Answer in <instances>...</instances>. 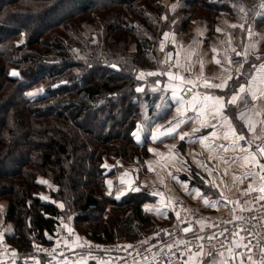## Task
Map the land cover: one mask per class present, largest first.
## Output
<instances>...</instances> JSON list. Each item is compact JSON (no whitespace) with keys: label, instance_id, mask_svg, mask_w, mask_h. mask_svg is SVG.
Wrapping results in <instances>:
<instances>
[{"label":"trees","instance_id":"trees-1","mask_svg":"<svg viewBox=\"0 0 264 264\" xmlns=\"http://www.w3.org/2000/svg\"><path fill=\"white\" fill-rule=\"evenodd\" d=\"M114 2L131 8L145 24L147 13L155 11L157 4L155 0ZM188 2L195 10L185 29L199 8L210 14L212 22L227 12L247 23L260 5V0ZM96 5V0H0V204L7 239L20 250L45 242L66 218L91 239L115 240L111 222L118 220V214L101 207L99 195L109 176L105 163L110 159L124 168L140 166L147 154L134 136L139 116L135 87L141 83L134 78L137 68L88 67L70 61L66 44L55 30L68 19L92 12ZM122 17L126 22L135 20ZM162 37L136 38L141 48L133 55L138 68L164 66V54L158 52ZM13 70L19 75H12ZM42 81L48 86L45 90L57 87L29 97L27 93ZM99 118L105 125L101 133L96 131ZM42 175L53 182L49 198L39 194ZM198 188L217 199L228 198L226 191L221 194L204 184ZM153 198L143 187L106 202L125 209L122 225L134 235L135 225L140 228L148 221L143 205L154 202ZM173 218L170 214L167 223Z\"/></svg>","mask_w":264,"mask_h":264},{"label":"crops","instance_id":"crops-1","mask_svg":"<svg viewBox=\"0 0 264 264\" xmlns=\"http://www.w3.org/2000/svg\"><path fill=\"white\" fill-rule=\"evenodd\" d=\"M262 5L264 0H260L259 9L247 23L241 22L227 12H221L212 22L206 10L197 11L187 29L168 34L167 37L163 36L166 41L165 46H171V49H168L161 58L165 63L164 66H148L143 70L145 76L142 79L144 91L141 97V128L139 136L135 133L136 130L134 136L136 139L139 137L141 147L147 149L144 162L139 166L142 175L140 184L146 187L150 195L154 197V202L151 203L154 207L151 208L157 220L166 218L167 212L173 215L171 201L179 196H185L201 209H212L222 202L238 201L241 197L240 183L244 180L246 173L255 174V184L258 189L264 185V180L260 179V176L264 175V170L255 163L246 165L242 159L232 162L233 157L243 155L238 149L233 150L229 147L227 152L219 151L218 148L210 150L200 143L199 138L210 134L212 129L204 127L193 132L192 129L199 125L198 122H194L196 114L191 109L184 117L185 123L181 124L175 133L167 134L166 130L180 119L176 111L180 105L177 103L178 97L172 95V90L164 87L170 82L166 73L172 71L176 75L183 76L185 80L197 82L198 86L192 85V94L224 96L226 104L239 90L240 84H245L247 88L248 81L261 73V65H264V7ZM253 44L255 48L251 47ZM213 49L216 51L214 52ZM245 51L248 53L247 56L243 55ZM237 57L245 60L240 72L235 73L232 59ZM217 59L222 63L217 64ZM229 59L231 64L227 62ZM177 64L179 67H174ZM149 72L158 74L150 76L147 75ZM186 72H192L195 75L194 78H187ZM159 73H165V75H159ZM229 76L231 79H228L227 85L223 88L207 87L203 84L205 79L213 84L222 83ZM156 80H160L161 83L154 90L153 85ZM175 83L179 85V81ZM257 97V100L253 101L251 94L246 91L241 94L237 104H227L224 115L231 119L237 134L251 143L250 151L256 154L260 163H264V157L258 152V148L264 146V96H260L258 92ZM185 98L191 99V96ZM257 112L260 114L256 115ZM241 113H244L243 118ZM247 117H251L253 121L254 126L251 129L248 126ZM216 131L222 132V126H218ZM153 132L156 133L155 139H153ZM182 133H187L183 140L180 139ZM208 143L219 145L229 144V141H224L222 138L214 140L209 136ZM238 145L242 147L240 141ZM202 165H206L212 174L209 175V171ZM131 167L135 165L127 166L128 169ZM199 184L214 187L221 194L226 191L228 198L224 196L223 200L217 199L210 193L200 190ZM162 192L164 196H157ZM205 199L209 203L206 204ZM227 199L230 200L226 201ZM146 205H143V209ZM164 207L168 211L165 212ZM144 212L146 214L145 209ZM224 258L226 257H221L219 254L209 256L205 252L199 258L190 255V259L196 264L201 262L210 264L213 260L219 264V261ZM229 264H240V256L237 255L236 259Z\"/></svg>","mask_w":264,"mask_h":264},{"label":"built area","instance_id":"built-area-1","mask_svg":"<svg viewBox=\"0 0 264 264\" xmlns=\"http://www.w3.org/2000/svg\"><path fill=\"white\" fill-rule=\"evenodd\" d=\"M244 59H234L233 67L240 72ZM187 78H194L192 72H186ZM192 87L186 85L185 88ZM193 88V87H192ZM189 98L192 93L182 92ZM248 140H240V145L248 147ZM252 173V172H250ZM254 175H245L240 183L241 197L238 201L222 202L212 209H201L191 203L185 196L178 197L171 205L174 220L159 231L137 241H97L86 239V234L71 229L69 234L62 230L57 242L44 243L36 241L25 251L20 250L6 238L0 239V264H187L190 255L201 251V241L197 236L204 237L203 252L212 254L224 253L228 257V248L241 253L245 250L238 244H248L259 254L264 248V193L258 191ZM251 184L252 188L249 189ZM203 221V226L201 225ZM216 227H212V225ZM191 225L189 232L183 229ZM227 229L224 235L220 233ZM234 233L238 235L234 236ZM252 233V235H249ZM77 236L75 242L70 237ZM215 236L209 243L208 237ZM188 241L190 249L180 241ZM221 244L224 247H221ZM166 245H173L169 250ZM15 252V255L13 254ZM183 254V255H181ZM232 261V260H230ZM229 261V262H230Z\"/></svg>","mask_w":264,"mask_h":264},{"label":"rangeland","instance_id":"rangeland-1","mask_svg":"<svg viewBox=\"0 0 264 264\" xmlns=\"http://www.w3.org/2000/svg\"><path fill=\"white\" fill-rule=\"evenodd\" d=\"M96 1L97 5L92 10V12L68 19L66 25L60 26L55 30L66 44V51H69L68 56L70 55V61L85 63L88 67L98 65L100 67L108 68L110 66L112 67V65H117V67H115L116 69L124 70L125 67L123 66L126 64L130 68V70L132 67H135V69L137 68V72L135 71L136 74L134 78L141 83H138L135 88H137L138 86H143L144 81L142 82L141 79H138V75L141 70H145V68H138V58L133 57V55L137 54V52L141 49L138 46V43L135 41L136 38L141 39L143 37L151 36V34L153 36H161V34L162 36H164L165 33H179L182 29H185V22L189 19V16L192 13L191 11L195 10L194 5H191L190 2H188L189 0H155L159 6L154 3L156 4V7H153L155 11H153L152 13H147L149 23L145 24L137 19V17L135 18L132 9L125 6L124 4L116 3L114 2L115 0ZM200 10L205 9L199 8L197 11ZM122 16L129 19L134 17L135 20H128L126 22ZM149 26L154 27L149 29ZM148 30H150V32ZM20 41H23V38H21ZM160 41L161 44L160 46L158 45V52L165 55L166 51L168 49H171V46H165L166 41L163 39V37L160 39ZM234 59L237 60L244 58H233V63ZM151 66L156 67L160 65L153 64ZM45 82H47V80ZM45 82H37V84L35 85V89L27 93L28 96H42L48 94V91L56 89L57 85H54L45 90V86H47ZM137 93L138 111L136 115L139 116L135 128V133L138 135L141 128L140 97L142 95V92ZM100 116L103 119V114ZM102 119L99 118L98 120V125L96 128L97 133H101V131H103V129L105 128ZM118 166H121L122 168H118ZM105 169L106 173L109 174V176H107L106 181H104L106 184L105 187L100 190V194L99 192L98 194L103 201L101 207H103L104 209L106 208L111 212L114 211L118 214V220L111 222V224H114V226H112L113 229L116 228V230H114L115 240L113 241H137L139 240L138 238H146L168 224L167 218L169 217V213L167 212V217L163 220H157L154 216L153 209L151 208L154 206H151L150 203L147 204V207L145 206L144 208L146 211V216L148 217V221L141 225L140 228L139 224H134V231L137 229L136 233L134 235H129L127 227L122 225L121 222V217H123L125 209L118 208L112 203L107 205L108 202L106 201L122 199L124 195L133 193L135 191H140L143 188L140 184L142 176L139 169V163H137L135 167H131L130 169H128L127 167L124 168L122 164H115L113 163V160L108 159V161L105 163ZM111 172L112 175H110ZM41 180L47 181V183H42V188L39 190V194L41 197L49 198V191H51V189L53 188V182L43 175L40 177V181ZM108 181H111V187H109ZM122 191L124 192V194L117 198V193ZM109 192H111V195L109 194ZM157 196H164L163 192L158 194ZM177 198L171 201L172 204ZM2 209V204H0V238H7V235L5 234V228L7 226L6 224H3L4 221ZM164 211L166 212L168 211V209L164 207ZM69 219L70 218H66V220L63 219L61 221L62 224H60L53 233L54 236L48 235V241L46 240L45 242H57V239L61 236L63 229L67 232V235L69 234L71 229H76L72 227L73 225L70 221H68ZM78 239L79 238L77 236H74L70 237L68 240L69 242H75ZM82 241L87 242L88 239L86 238Z\"/></svg>","mask_w":264,"mask_h":264},{"label":"snow or ice","instance_id":"snow-or-ice-1","mask_svg":"<svg viewBox=\"0 0 264 264\" xmlns=\"http://www.w3.org/2000/svg\"><path fill=\"white\" fill-rule=\"evenodd\" d=\"M262 7H264V5H262ZM241 11H243V9H241ZM235 27V26H234ZM241 27H243V25H241ZM219 31V29H218ZM165 37L168 36V33L164 34ZM249 35H251V33H249ZM163 47V45H162ZM251 47L255 48V45H251ZM213 51L215 52L216 49H213ZM247 51H245L243 53V55L247 56ZM237 55H241V53H237ZM229 64H231V60L229 59L227 61ZM217 64H221V60L217 59L216 60ZM202 66V65H201ZM112 67H117V65H112ZM174 67H179V65H174ZM158 73L156 72H149L147 73V75L150 76H155ZM12 75H19L18 72H16L15 70H13ZM159 75H165V73H159ZM166 75L169 78V83L165 84L164 87L166 89H171L172 90V95L174 97H178L177 103L180 105V107L176 108L177 113L179 114L180 119L177 120V122L169 127L166 132L167 134H171V133H175L177 128H179L181 126V124L185 123V115L186 113L189 111V109H191L192 112H194L196 114V121L194 122H198L199 127H194L192 129L193 132H197L199 131L200 128H204V127H210L212 129V131L210 132V134L208 135H203L201 136L200 139V143L205 145L206 147H208L210 150L213 148H218L219 151H224L227 152L229 150V147H231L233 150L238 149L240 153H243L242 156H236L232 158V162H235L236 160H240L242 159L246 165L248 164H252L255 163L256 166H258L261 170H264V163H260V161L257 159L256 154L252 153L250 151L251 149V143H249L248 149H245L243 147H239L238 145V141L243 140L244 137L242 135H238L234 126L231 123V119L224 115V109L226 108L227 104H237L238 99L240 98L241 94L245 93L246 91L249 92L251 94V98L253 101L257 100V93L259 92L260 96H264V65H261V73H259L256 76H253L247 84V88L245 86V84H240L239 85V90L237 92H235L231 98L227 101V104L225 102V98L224 96H212L210 94H204L203 96L198 95V94H192L191 95V99H186L185 96L180 95V92H184L187 91L188 93H192L193 92V88L192 87H182L184 85H188V86H192V85H196L198 86L196 81L193 80H185L183 76H179L174 74L172 71H168L166 73ZM145 76V72L143 70L140 71L139 75H138V79H143ZM228 79H231V76H229L227 79H225L222 83H218V84H213L208 80H204L203 84L207 87H214V88H223L227 85V81ZM179 81V85L176 84L175 82ZM160 80H156L155 84L153 85V89L155 90L156 86L160 85ZM137 92H142L144 91L142 86H138L136 88ZM260 113H256V115H259ZM241 117H244V113H241ZM247 123L249 128L251 129L254 125H253V121L251 119V117H247ZM218 126H222V132H217L216 129ZM162 135L165 133H161ZM185 135H187V133H182L180 134V139L183 140L185 138ZM209 136H211L214 140L216 139H223L224 141H229V144H224L221 143L219 145H217L216 143H212L209 144ZM156 138V133L153 132V139ZM139 139V137H138ZM175 147V146H173ZM149 151H154V149H149ZM258 152L261 155H264V146H261L258 148ZM221 159H224L223 157H221ZM225 163H228L227 160H224ZM205 167V169L207 171H209V175L212 174L211 170L207 169L206 165H202ZM247 175L252 176L255 175L254 173H247ZM261 180H264V175L260 176ZM41 183H47V181L41 180ZM109 187H111V181H108ZM252 186L251 184L249 185V189H251ZM258 191L264 193V185H261V187L258 189ZM109 194L111 195V192H109ZM124 192H118L117 193V198H119L121 195H123ZM42 198H46V197H42ZM261 199H264V196L260 197ZM205 203H209V201L207 199H205ZM61 208L64 207L63 203H61L59 205ZM147 207V206H146ZM201 225L203 226V221L200 222ZM212 227H216V225H212ZM191 228V225H189L188 227H185L183 229V231L185 233L189 232ZM225 232H227V229H224L223 232H221V235H224ZM234 236L238 235V233H234ZM249 235H252V233H249ZM196 239L198 241H201L200 244V248L201 251L199 253H194L191 255H194L196 257H201L204 255L203 252V240L204 237H200L197 236ZM209 243H211V241H213L215 239V236H209L208 238ZM181 243L185 244L186 248L191 247L190 242L188 241H180ZM166 247L169 248V250H171V248L173 247V245H166ZM221 247L223 248L224 245L221 244ZM237 248L242 247L245 251L241 252V253H237L235 252L232 248H228V257L222 259L219 261V264H229L230 260H235L237 255L240 256V264H264V248H261L260 253L257 255L254 253V248L251 245V242H249L248 244H243L240 245L238 244L236 246ZM15 255V252L13 253ZM183 255V254H181ZM207 255L212 256V251H209L207 253ZM219 255L221 257L224 256V253L221 252L219 253ZM35 264H40L39 260H35ZM187 264H196L195 261L189 259V261L187 262ZM201 264H203V262H201ZM210 264H216V261L213 260L212 262H210Z\"/></svg>","mask_w":264,"mask_h":264},{"label":"bare ground","instance_id":"bare-ground-1","mask_svg":"<svg viewBox=\"0 0 264 264\" xmlns=\"http://www.w3.org/2000/svg\"><path fill=\"white\" fill-rule=\"evenodd\" d=\"M54 236V235H53ZM86 238L88 239V240H90L91 238H89L87 235H86ZM0 239H4V238H0ZM7 239V238H6ZM8 240V239H7ZM92 240H94V239H92ZM9 241V240H8ZM44 243H49V242H44ZM51 243V242H50ZM33 246V245H32Z\"/></svg>","mask_w":264,"mask_h":264},{"label":"water","instance_id":"water-1","mask_svg":"<svg viewBox=\"0 0 264 264\" xmlns=\"http://www.w3.org/2000/svg\"><path fill=\"white\" fill-rule=\"evenodd\" d=\"M264 157V155H262Z\"/></svg>","mask_w":264,"mask_h":264}]
</instances>
